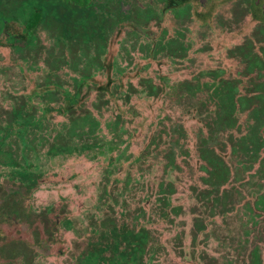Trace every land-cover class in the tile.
<instances>
[{
	"label": "flooded vegetation",
	"instance_id": "1",
	"mask_svg": "<svg viewBox=\"0 0 264 264\" xmlns=\"http://www.w3.org/2000/svg\"><path fill=\"white\" fill-rule=\"evenodd\" d=\"M249 107L264 108V0H0V264L195 263L201 225L224 213V136ZM206 115L225 133L192 158L185 124ZM208 159L222 166L214 187Z\"/></svg>",
	"mask_w": 264,
	"mask_h": 264
},
{
	"label": "rangeland",
	"instance_id": "2",
	"mask_svg": "<svg viewBox=\"0 0 264 264\" xmlns=\"http://www.w3.org/2000/svg\"><path fill=\"white\" fill-rule=\"evenodd\" d=\"M6 72L9 75H13L15 74V69ZM90 99L92 98L89 97L88 100ZM169 99L175 105L178 104L181 107L187 106V102L180 98L179 93H172L171 97L169 94ZM171 106L172 105L168 103L163 109L167 110ZM146 111V116L157 118L162 110L160 108H155L150 112L148 108ZM173 113L174 111L172 114ZM237 116L238 120L236 125L227 130L231 135L228 133L227 136L226 134L224 136L227 140L230 136L235 138L232 141L229 140L228 143L232 148L228 145V150L224 153L226 154L225 158H227V164L232 172L230 182L227 183L223 189L224 195H226V197L224 196L225 200L224 198L222 200V202H226L223 206L224 213L217 215V218L212 222L207 221L205 226L204 224L201 225L205 231L200 232L196 237V243L201 250L198 252L195 263L191 260V264H251V257L253 253L257 251L261 260L260 264H264V213L261 212V215H257V213H260L259 211L257 212V209L264 211V108L260 107V109H256V107H249V109L245 110L240 108L237 111ZM212 118L213 121L210 122L209 119H211V117L206 115L204 120L205 125L203 122L201 123L199 121L195 123L192 119L186 122L185 127L188 132L187 143L192 158H196L194 149L197 143L199 144V138L201 136L206 137L210 132L216 134L218 138L224 135V130L220 132L216 131V128L218 130L222 129L214 123L213 116ZM169 123L170 122H168V119L165 117L158 123L161 127H158V124L155 126L152 121L143 122L140 129L142 131L137 137L131 141H126L127 156H133L138 149H143L145 147L147 143L146 139L154 128L160 131L162 126L167 127L168 125L166 124ZM212 123L214 127L210 130L209 124ZM167 140L168 136L166 135V141ZM222 149L225 151V146H223ZM145 164L148 166V169H150L154 161L151 157L148 162L144 158L143 166ZM134 171H136V169ZM98 172L100 173V171L97 170L95 174L96 180L98 179ZM67 173L68 172H64L62 175L63 180L67 177ZM143 176L144 179L156 180L159 178V172H157V170H145L143 171ZM179 176H173V180L177 183L179 182ZM194 176V180H197L199 173H194ZM182 180L192 181L193 179L182 177ZM60 181L63 182L62 180ZM58 186L60 185H46L44 188L46 193H44L43 196L54 198L57 195H61V193L66 195L74 193L75 191L72 187H65L61 191ZM92 192L93 191L89 189V192L87 191L79 196L84 197L82 198V200H84L83 203L88 207L92 205L88 198L91 196ZM179 192L183 195V188H181ZM255 198L256 200L254 201ZM191 205L194 206L193 203H191ZM81 212H83V210H81ZM187 216L189 217V215ZM181 219V228L185 230L184 232L186 234L185 242L191 241L193 243V231L195 226L191 222L193 230L192 228L190 230V223L187 217L182 216ZM79 222L85 221L79 218ZM174 235H176V233H174ZM181 235L183 236V232ZM174 261V264L179 262V260L177 261L175 258Z\"/></svg>",
	"mask_w": 264,
	"mask_h": 264
},
{
	"label": "trees",
	"instance_id": "3",
	"mask_svg": "<svg viewBox=\"0 0 264 264\" xmlns=\"http://www.w3.org/2000/svg\"><path fill=\"white\" fill-rule=\"evenodd\" d=\"M151 95V94H150ZM171 161H173V156L170 158ZM207 164L211 167V171L209 172V178L210 180L209 181H212V186L214 187L216 185V182H213L214 180H217L219 179L218 176L221 174L218 170L222 167V166H219V163H213L211 161V159L207 160ZM220 173V174H219ZM217 177V178H216ZM222 181H223V176L221 177ZM219 181V180H218ZM217 181V182H218Z\"/></svg>",
	"mask_w": 264,
	"mask_h": 264
}]
</instances>
